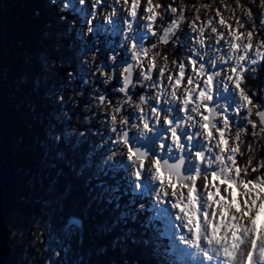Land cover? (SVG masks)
Listing matches in <instances>:
<instances>
[{"label":"clouds","instance_id":"1","mask_svg":"<svg viewBox=\"0 0 264 264\" xmlns=\"http://www.w3.org/2000/svg\"><path fill=\"white\" fill-rule=\"evenodd\" d=\"M105 2L109 7L116 4L121 9L119 13H109L105 8L96 15L97 20L103 19L111 27L110 16L123 17L126 10L125 0H105ZM136 2L138 0H134V3ZM81 3L83 4V0ZM89 3L95 9L100 0H89ZM189 3H193L195 7L188 10L203 15L205 23L200 27L190 24L191 31L197 33V38L191 44H186L183 52L173 57V51L166 47V43L171 41L174 48L179 44L180 38L176 34L178 25L173 23L163 29L157 24L156 32L153 33L152 25L157 17L161 23L164 21V9L160 7V0H145L146 15L141 18L145 23L140 25L139 32L129 23L122 34L125 37L124 42L129 45V52H133V62L127 68L117 70L123 85L117 91L125 93V90L131 87L133 90L144 88L145 92L135 99L123 94L115 98V107L107 102L102 107L100 103L93 101V105L88 107L83 105L77 111L80 103H74L71 131L85 136L87 134L79 127L81 123L95 127L90 124V121L95 119V113L92 116H85L83 120L78 116L80 112H89L93 106L98 112H105L111 117L108 122L109 128L112 131L120 129L119 132H115L119 146L118 150L107 159L126 157L133 165L130 175L135 174V166L147 165L144 183L151 187L152 191L149 194L158 201L157 207H168L173 216L176 241L190 254L188 264H264V171H261L264 162L261 157V151L264 150V117H257L255 104L248 107L243 92L239 93V100L242 102L240 106L247 108L252 119L241 128H237L234 121L230 137L225 138L227 133L218 132L219 139L213 142L212 148L208 147V141L212 138V129L215 128V119L220 118L223 128L228 129L222 114L228 113L227 105L235 104L237 99L235 85L241 83V78L240 72H236L235 69L245 59L251 64L264 58V44L261 43L264 37V0H189ZM218 6L224 9L219 22L213 19L214 10ZM176 7L181 9V14H173L182 25L185 0H176ZM41 11L59 16L60 23H69L73 29L77 27L75 19L71 21L66 19L67 6L57 4L56 0H42V8L36 9V16H39ZM127 15L134 16V7L132 11L127 12ZM258 19L259 23H257ZM216 29H220L223 34V51L213 43L215 41L218 44L220 40V37L215 35ZM205 31L208 33L207 40L204 37ZM90 33L91 26L86 29L85 37L87 38ZM43 36L52 41L50 48L58 53L62 46L61 34L55 32L53 38V33L45 31ZM153 36H155L154 42L148 45L147 41ZM136 39H139V44L137 49L133 50L131 45ZM188 52L192 53L193 58L198 57L199 62L189 73V83L181 87L180 81L184 79L185 71L184 62L189 61L190 64L192 62L187 55ZM252 57H255V60ZM24 60L25 63L31 62L27 56ZM177 60L180 61L179 64ZM93 62L99 65L97 54L93 53L81 58V63L87 70H91ZM61 69V63H50L44 71L55 75ZM154 71L158 73L156 83L152 81ZM98 72L104 86L111 88L112 73L105 75L104 70L100 68ZM134 72H139L138 83L132 80ZM256 72L257 69L252 68L250 75ZM230 73L236 76L235 80ZM65 76L69 81V91L58 92L48 99H54L58 104H64L68 99L74 102L78 98L79 101L85 99L83 91L72 89V73L66 72ZM213 80H215L214 87ZM27 83L28 81H24V84ZM85 84L88 88L93 87L91 79ZM230 87L231 91H229ZM244 91L251 92L253 97L257 95L254 86L246 84ZM261 99H264V93H261ZM190 104V113L185 115V109ZM210 104L211 108H209ZM153 105L162 111H156ZM177 107L179 116L183 119H178L177 112L173 111ZM121 108L123 113L120 111ZM201 112H206L207 115L201 116ZM129 114L132 116L131 124L128 123ZM193 115L199 119V123L197 119L192 118ZM170 119L176 120L177 123L172 129L173 134L168 138L165 129ZM161 120L164 121L163 127L159 124ZM96 123L99 124L101 121L97 120ZM253 123L256 129L251 135L257 139L245 145L249 135L247 127ZM176 127L181 131L185 127L188 128L189 136L185 138L189 145L188 149L183 148L177 141ZM193 129L198 131L194 132ZM46 130L50 131V129ZM128 133L134 134L132 147L135 151L128 149L126 143ZM157 135L159 139H156ZM197 137H199L197 148L203 145L205 151L215 156V160L211 157L203 160L204 169L208 171L201 169L203 153L198 155L191 147ZM165 142L168 143L167 150L163 148ZM237 155L241 157L238 168L235 159ZM212 168H216L217 171L212 173L210 171ZM197 181H199V189ZM166 199L167 205L163 203ZM38 237H41L38 221H33L27 231L11 229L7 234L9 242L23 247V259L27 264H48L43 258L41 245L37 244ZM45 239L41 238V244H44ZM123 264H152V261L146 253H143L131 260L125 258ZM158 264H177V262L173 256L162 255V260Z\"/></svg>","mask_w":264,"mask_h":264},{"label":"snow or ice","instance_id":"2","mask_svg":"<svg viewBox=\"0 0 264 264\" xmlns=\"http://www.w3.org/2000/svg\"><path fill=\"white\" fill-rule=\"evenodd\" d=\"M56 3L67 6L66 19L68 21L75 19L77 27L73 29L69 23H60V17L54 16L57 23L56 31L62 37V46L58 53L63 52L64 55L62 59H49L42 55L40 62L44 68H47L50 63H61L62 69L55 75L46 73L43 78L35 77L30 82V91L46 107V112H38L35 104L30 107L32 119L40 128L39 133L32 140L37 152L38 163L35 166L17 169L33 192L31 195L18 194L16 200L20 203H34L40 209L35 221H38L39 225L41 221L44 224L43 227L40 226L41 237L37 238V244L41 245L43 249V258L48 261V264H96L110 252L115 253L119 250L126 255L130 248H135L141 253H146L152 264L161 262L162 255L173 256L177 264H182V261L177 260L176 252L172 247L173 242L176 241L173 216L168 207H157L158 201L149 194L152 191L151 187L144 183V172L147 165L135 166V174L130 175L133 165L126 157L107 159L118 150L119 146L115 132H119L120 129L112 131L109 128L108 122L111 117L105 112H98L94 106L89 112H80L78 116L81 120L85 116H92L95 113V119L90 121V124L95 125L94 128L83 123L79 125L80 129L87 134L82 136L71 131L74 118L72 108L74 103H80L79 99L75 102L68 99L64 104H58L54 99H48L49 96L54 97L58 92L67 93L69 91L66 72L72 73V89L83 91L85 107L93 105V101L100 103L102 107L105 102L115 107V98L127 94L130 98L135 99L136 96L145 92L144 88L133 90L131 87L126 89L125 93L117 91L123 86L122 78L117 70L127 68L133 62V52H129V45L124 42L125 37L122 34L129 23L139 32L140 25L145 23L141 19L146 15L145 0H138L136 3L134 0H125L126 10L123 17L120 15L110 16L111 27L103 19L97 20L96 15H99L105 8L109 13H119L121 9L116 4L109 7L105 0H100L99 5L94 9L89 0H83V4L81 0H56ZM55 6L53 5V7ZM129 6L134 7V16L127 15L128 11L133 10V7ZM160 7L164 9V21L161 23L157 17L152 25V31L156 32L157 24L166 29L169 25L177 23L176 34L180 38L179 44L174 48L171 41L166 43V47L172 49L173 57H175L184 51L186 44H191L197 38V33L191 31L190 24L200 27L205 23L204 16L195 11H189L188 9L194 8L195 5L189 3V0H185V8L182 12L183 24L181 25L177 21L176 15L173 14H181V9L176 7V0H167V2L160 0ZM214 13L213 19L219 22L224 9L218 6ZM2 14L3 9H0V15ZM259 22L258 19L257 23ZM89 26H91V33L86 38L85 31ZM2 27L3 25H0V29ZM215 35L219 36L220 40L218 44L215 41L213 43L223 51L224 39L220 29L215 30ZM204 37L207 40V31H205ZM154 39L155 36L148 40L147 44L151 45ZM261 43L264 44V37H262ZM138 44L139 39H136L131 45L132 49L136 50ZM93 53L99 56V65L93 62L91 70H87L81 63V58ZM124 53H127L126 59ZM187 55L192 62L191 64L189 61L184 62L185 71L184 79L180 81L181 87L189 83V73L199 62V58H193L191 52H188ZM252 59L255 60V57ZM177 63L179 64L180 61L177 60ZM98 68L103 69L105 75L109 72L112 73L111 88L104 86ZM252 68H256L257 72L250 75ZM235 71L240 72L241 78V83L235 85L237 99L235 104L227 105L228 113H232V115L222 114L228 124V129L223 128L220 118L215 119L212 138L208 141L209 148H212L213 142L219 139L218 132L227 133L225 138L230 137L234 121H236V127L241 128L248 123V120L252 119L247 108L240 106L242 102L239 100V93H244L249 108L253 104L257 106V117H264V99H261V93H264V58L251 64L245 59ZM145 73H147L146 66ZM4 74L0 71V76ZM230 75L233 80L236 79L235 75L231 73ZM173 76L175 77V73ZM89 79L93 82L92 88H88L85 84ZM49 80L50 83L47 82ZM132 80L134 83L139 82V72L133 73ZM24 81H28L27 75L21 77L20 84L23 85ZM152 81L153 83L158 81V73L155 71L152 74ZM246 84L256 87L257 95L255 97L251 92L244 91ZM214 86L215 80H213ZM229 91H231V87ZM177 99L179 100V93ZM192 99L194 103L195 97L193 96ZM211 107L210 104L209 108ZM234 107L235 111L233 112ZM153 108L156 111H162V109H156L155 105ZM190 110L191 104L185 109V115L189 114ZM120 111L123 113V108ZM173 111L177 112L178 119H183L182 116H179L178 107ZM204 115L207 113L201 112V116ZM242 117L247 119H238ZM192 118L197 119L199 123L197 117L193 115ZM97 120L101 123L97 124ZM131 121L132 116L129 114L128 123L131 124ZM176 123V120H169L165 129L168 138L173 134L172 129ZM159 124L163 127L164 121L161 120ZM28 127L31 128L32 125L29 124ZM46 129H50V131ZM255 129L254 123L248 125L247 133L249 135L245 140V145H248L249 141L257 139L251 135ZM193 131L196 132L198 129H193ZM175 136L183 148H189L185 139L189 136L187 127L183 131L176 127ZM134 138L133 133H128L126 143L129 151H135L132 147ZM156 139H159V135ZM198 142L199 137L192 142L191 147L197 151L198 155L203 153L201 169L208 171V169H204L203 160L209 157L215 160V156H211L205 151L203 145L197 148ZM238 143L239 141H237ZM24 144L25 136H18L15 142L16 149L22 150ZM229 145L231 146L230 139ZM163 148L167 150V142L163 144ZM261 157L264 161V150L261 151ZM235 159L238 168L241 157L237 155ZM210 171L215 173L217 169L212 168ZM261 171H264V162H262ZM199 186V181H197L198 189ZM221 194H223L222 189ZM8 203V185L5 176L3 180H0V227L9 223H19L22 219V213L13 212L10 215L7 212ZM163 203L167 205V199ZM54 216L59 218V227L56 229H53ZM65 216H67L66 220H64ZM62 220H64L63 226L60 225ZM86 221L89 222L87 227ZM169 222H171V227H169ZM41 238H46L44 244H41ZM105 238L107 239L105 240ZM57 253H59L58 256Z\"/></svg>","mask_w":264,"mask_h":264},{"label":"trees","instance_id":"3","mask_svg":"<svg viewBox=\"0 0 264 264\" xmlns=\"http://www.w3.org/2000/svg\"><path fill=\"white\" fill-rule=\"evenodd\" d=\"M30 2L29 0H2V7L6 16V31L4 42L5 47L2 67L8 85L9 103L12 96L16 95V89H12V83L9 81L10 75H14V78H17V76L19 74H22L23 72H30L29 69L34 71V66H32V62L25 63L24 57L27 56L30 61H34L39 64L36 69L40 74L38 77L41 78H43L46 72L44 71V67L40 62V57L43 55L47 56L49 59L55 58L54 54L56 52H53L50 48V44L52 41L43 36V33L45 31H48L53 33L54 38V33L57 32V26L54 29L52 27V22L55 21V17H46L43 11H41V14L39 16L34 15L36 9L42 8V5L34 3L31 4ZM12 33L15 35L13 39L10 38ZM20 42L23 43L19 44ZM17 43L19 44V46L16 45ZM63 55L64 53L60 52L58 53L57 58L62 59ZM8 63H11L10 67L7 65ZM22 65H24V68L22 67ZM10 80L12 81L11 78ZM16 82L18 85H20L19 81ZM18 88L21 89V86H19ZM33 104L37 105L38 112H46V107L41 104L39 99H36L33 96H31L28 100L25 101H22L19 98L17 102L15 100H12L10 103V110L14 115V124L12 126V150L13 163L16 172L18 168L24 169L31 166H35L38 163L37 152L35 146L32 143V140L33 137L39 133L40 128L39 125L32 119V114L29 110ZM29 124L32 125L31 128L28 127ZM20 135L25 136V144L22 150L18 151L16 149L15 142L16 138ZM23 179L24 178L17 172L16 197L18 194L31 195L33 192V190L28 187V185ZM13 212L22 213L23 215L19 223H10L9 230L16 229L27 231L28 228H31L32 222L37 219L40 209L34 203H20L16 200L13 207ZM66 219L67 216H65L64 220ZM64 220L60 221L61 226H63ZM88 224L89 222L86 221V227L88 226ZM40 226H44L42 221ZM58 227L59 218L58 216H54L53 229H56ZM106 239L107 238H105V240ZM8 245L12 248L13 251L12 260H14L15 254L17 253V251H19L21 252V258L19 259L18 263L27 264V262L23 259V247L18 244H12L11 242H8ZM128 252L131 253V258H136L143 254L135 248H130ZM123 256L124 254L121 253L119 250L115 253L110 252L108 256L101 258L96 262V264H121V262L126 258Z\"/></svg>","mask_w":264,"mask_h":264},{"label":"water","instance_id":"4","mask_svg":"<svg viewBox=\"0 0 264 264\" xmlns=\"http://www.w3.org/2000/svg\"><path fill=\"white\" fill-rule=\"evenodd\" d=\"M2 3V0H0ZM0 9L2 4H0ZM0 71L4 73L2 67V57L4 48V39L6 31V16L0 15ZM14 115L10 110L8 97V85L5 76H0V180L6 176L8 185V207L7 212L11 215L16 201L17 172L13 163L12 150V126ZM7 225L0 227V264H11L13 259L12 248L7 244Z\"/></svg>","mask_w":264,"mask_h":264},{"label":"rangeland","instance_id":"5","mask_svg":"<svg viewBox=\"0 0 264 264\" xmlns=\"http://www.w3.org/2000/svg\"><path fill=\"white\" fill-rule=\"evenodd\" d=\"M30 1H35V2H30ZM41 1L42 0H29V2L31 3V4H40V5H42V3H41ZM3 8V7H2ZM44 15H46V17L47 16H52L53 18H54V16L52 15V14H50V13H47V12H44ZM55 19V18H54ZM56 26H57V23L55 22V21H53L52 22V27L55 29L56 28ZM39 29H42V28H39ZM54 31V30H53ZM14 34L12 33L11 34V37L10 38H14ZM34 40V39H33ZM23 42H20L19 44H22ZM19 44L17 43L16 45H18L19 46ZM5 47V46H4ZM57 53V52H56ZM56 53L54 54V56H55V58L56 59H61V58H57L58 56L56 55ZM3 54H4V51H3ZM58 54V53H57ZM124 58L126 59L127 58V53H124ZM32 62V66H34V71H32L31 69H29V71L30 72H26V73H22V74H19L18 76H17V78H14L15 76L14 75H10V78L12 79V81L10 80V78H9V81L12 83V89H16L15 91H16V95H13L12 96V98H11V100H10V103H11V101L13 100H15L16 102L18 101V99L20 98L22 101H25V100H28L31 96H33V97H35L36 99H39L37 96H35L31 91H30V89H31V80L33 79V78H35V77H38L40 74L38 73V71H37V67L39 66V64H37L36 62H34V61H31ZM2 64H3V60H2ZM9 67H10V65H11V63H8L7 64ZM7 65H6V67H7ZM22 67L24 68V65H22ZM9 69V68H8ZM32 69H33V67H32ZM25 75H27V77H28V83L27 84H23V85H21L20 84V79H21V77L22 76H25ZM16 81H19V84L20 85H18L17 84V82ZM19 86H21V89H23V90H21L20 88H18ZM23 95V96H22ZM79 99V98H78ZM20 104V103H19ZM84 105V99L83 100H80V104H79V106H78V108H77V111H79V107H82ZM14 124V123H13ZM24 181H25V179H23ZM28 225H29V223H28ZM9 227H10V223L9 224H7V230L9 231ZM169 227H171V222H169ZM28 230H29V228H28ZM8 234V233H7ZM8 239H7V244H8ZM172 247H173V250L176 252V258H177V260H179V261H182V264H188V255H190L188 252H187V250L186 249H183V248H181L180 246H179V244H178V241H174L173 242V244H172ZM123 257H126V258H128L129 260H131L132 258H131V253H129V252H127V254L125 255L124 254V256ZM21 258V252H19V251H17V253L15 254V258H14V260H12L13 261V264H19L18 263V261H19V259ZM131 258V259H130ZM12 264V263H11Z\"/></svg>","mask_w":264,"mask_h":264},{"label":"bare ground","instance_id":"6","mask_svg":"<svg viewBox=\"0 0 264 264\" xmlns=\"http://www.w3.org/2000/svg\"><path fill=\"white\" fill-rule=\"evenodd\" d=\"M6 26V25H5ZM41 32V31H40ZM4 42H5V39H4ZM5 44V43H4ZM3 51H4V48H3ZM57 56H58V54H57ZM2 60H3V57H2ZM13 212V211H12ZM189 256V255H188Z\"/></svg>","mask_w":264,"mask_h":264}]
</instances>
